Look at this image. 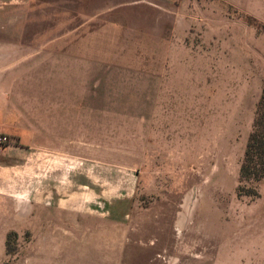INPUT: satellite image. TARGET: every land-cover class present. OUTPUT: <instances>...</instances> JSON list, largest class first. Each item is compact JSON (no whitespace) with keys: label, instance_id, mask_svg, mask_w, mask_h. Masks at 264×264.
I'll return each mask as SVG.
<instances>
[{"label":"rangeland","instance_id":"obj_1","mask_svg":"<svg viewBox=\"0 0 264 264\" xmlns=\"http://www.w3.org/2000/svg\"><path fill=\"white\" fill-rule=\"evenodd\" d=\"M259 22L221 0H0V264H264V185L236 196ZM52 178L113 231L31 250L30 187Z\"/></svg>","mask_w":264,"mask_h":264},{"label":"crops","instance_id":"obj_2","mask_svg":"<svg viewBox=\"0 0 264 264\" xmlns=\"http://www.w3.org/2000/svg\"><path fill=\"white\" fill-rule=\"evenodd\" d=\"M223 5L230 8L234 14L241 16L242 18H252L256 21L257 17L253 12L248 9L253 10V4H260V0H221ZM259 22V21H258ZM261 23V22H259ZM264 24V23H261ZM22 61V55L18 52V62ZM22 65H20L21 67ZM64 117H62L63 119ZM55 122V120H53ZM64 121L62 120V123ZM55 133V132H54ZM53 132H48L50 136L48 139L56 140H66L67 138L62 133V136L59 134H54ZM52 134V137H51ZM57 136V137H56ZM55 147V146H54ZM56 148V147H55ZM59 147L58 149H60ZM64 148H61L63 151ZM23 150L18 147L19 152ZM38 156V154H34ZM57 156H62L64 159L65 154L52 151L49 155L53 159V163L56 159H60ZM19 157V156H18ZM25 156H23L24 159ZM22 159V160H23ZM34 160H37L34 159ZM31 164L33 160H29ZM20 161H18V170L20 168ZM59 171V169H58ZM19 172V171H18ZM56 172V171H55ZM54 172V173H55ZM53 173V174H54ZM60 173V171H59ZM55 177V174L52 176ZM60 174H58V178ZM52 178L46 181H37L32 184L30 187L31 199L30 204V219H31V235L32 239L30 242L31 250H45L49 249L54 250H63L72 245L84 244L86 240L81 239L83 236H87L90 232H100L101 235L107 236L104 234L108 231H113L112 229L108 230L107 228H86L82 226L83 221L86 219L84 214V204L81 201V194H74L72 196L71 188L72 184L70 180H63ZM75 185V184H74ZM79 187V186H76ZM76 208L72 206L76 205ZM81 207L83 209H81ZM80 210H76V209ZM74 210V211H73ZM43 221V222H42ZM82 221V222H81ZM110 243L113 244V239H110ZM119 241L115 243V246L118 247ZM69 264H80L78 262L69 263Z\"/></svg>","mask_w":264,"mask_h":264},{"label":"trees","instance_id":"obj_3","mask_svg":"<svg viewBox=\"0 0 264 264\" xmlns=\"http://www.w3.org/2000/svg\"><path fill=\"white\" fill-rule=\"evenodd\" d=\"M249 19L259 25L256 20ZM261 184L264 185V79L260 96L255 105L251 131L248 134L238 170L236 196L255 200L259 197L258 188ZM15 237L14 232L7 234V255L15 253L14 246L10 244L11 239H15Z\"/></svg>","mask_w":264,"mask_h":264},{"label":"built area","instance_id":"obj_4","mask_svg":"<svg viewBox=\"0 0 264 264\" xmlns=\"http://www.w3.org/2000/svg\"><path fill=\"white\" fill-rule=\"evenodd\" d=\"M3 142H5V139H1V140H0V145H1Z\"/></svg>","mask_w":264,"mask_h":264}]
</instances>
